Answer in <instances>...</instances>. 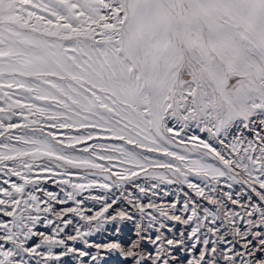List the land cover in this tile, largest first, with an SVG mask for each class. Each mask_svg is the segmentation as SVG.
I'll return each instance as SVG.
<instances>
[{
    "label": "snow or ice",
    "instance_id": "obj_1",
    "mask_svg": "<svg viewBox=\"0 0 264 264\" xmlns=\"http://www.w3.org/2000/svg\"><path fill=\"white\" fill-rule=\"evenodd\" d=\"M3 88L10 91L0 95L5 141L0 172L9 177L3 183L11 190L0 186V212L11 219L0 221V264H31L30 257L49 264L77 253L88 257L68 242L87 245L84 237L91 231L77 228L75 235L60 238L71 224L70 213L97 231L113 224L117 236L125 221L134 224L135 239L89 245L97 250L93 262L107 252L125 264H264V0H0ZM14 116L23 122L13 123ZM43 118L52 121V129L76 128L83 134L68 137L67 144L54 131L37 137L44 133ZM17 129L32 135H17ZM101 133L133 148L89 144L80 150L86 155L73 154L78 144ZM97 148L118 151L133 167L112 179L111 169L96 158L111 163L114 155H98ZM137 148L171 159H152ZM43 158L50 163H37ZM33 169L42 175L32 177ZM71 169L109 174L111 183L99 185L107 189L121 188L143 173L186 184L194 196L181 189L180 207L179 200L145 204L128 193L124 198L139 219L130 210L109 214L117 201L96 197L103 207L85 215L75 194L96 184L72 183ZM57 176L67 179L57 181ZM40 180L70 184L67 200L77 207L58 210L55 203L67 200L52 191L44 198L36 195ZM234 184L246 185L258 199L233 192ZM156 188L154 183L139 192ZM165 221L184 230L172 234L175 225ZM41 223L55 224L52 233L36 231ZM35 236L40 243L28 246ZM60 246L62 251H53Z\"/></svg>",
    "mask_w": 264,
    "mask_h": 264
},
{
    "label": "rangeland",
    "instance_id": "obj_2",
    "mask_svg": "<svg viewBox=\"0 0 264 264\" xmlns=\"http://www.w3.org/2000/svg\"><path fill=\"white\" fill-rule=\"evenodd\" d=\"M4 91H10L7 88L0 89V95ZM15 91V90H11ZM17 96H13V99H16ZM37 103H43L37 101ZM3 105V100H0V106ZM13 123H22V118L19 116H14L12 119ZM52 121L48 120L47 118L40 119V125L39 127H42L44 129V133L37 132L36 136L40 137L43 134L54 131L57 133L58 137L60 139H64L65 143L67 144L68 137L70 136H76L83 134L82 131L72 128V129H52L50 127V124ZM193 131L196 132L197 135H200L203 139H208V135L206 133H200L193 129ZM15 134L19 135L21 133H27L29 136L32 135V133L29 130L26 129H17L14 130ZM188 134H191L189 132ZM184 135V133H182ZM3 137H0V143H4ZM9 143L15 144V141H10ZM105 145V146H113V145H123L125 148L132 149V145L126 144L124 141H119L116 139L111 138V135L109 133H101L100 136L96 139L87 141L83 144H78L76 146L77 151L73 154L76 155H86L82 153L80 150L86 147L87 145ZM19 146V145H17ZM137 152H143L145 155H148L152 159H159L164 162H168L171 158L165 157L162 154L159 153H149L145 149H135ZM172 150H178L173 148ZM98 155H105V154H113L114 159L111 163L107 161H101L98 158H96L97 163H103L106 168L111 169L112 179H115L114 173L117 171H123L125 168H132L133 166L131 164L124 163V158L120 155V153L117 151L115 153H106L104 150L97 148ZM183 154V153H182ZM191 158H195V154H190ZM208 162H211L210 160ZM37 163L40 164H49L50 161H48L47 158L39 159ZM135 170V169H134ZM56 171H62V169H56ZM75 175L71 177V182L76 184H89L90 182H95L96 186L91 188H85L81 192L75 194V200L82 201V204L80 207L84 210L85 215H94L96 211H99L103 207V202L100 200L95 199L96 197H104L105 201L107 203H111L113 199L117 201L116 204L112 206V208L109 209V214H114L115 210H130L131 212H134L137 216V219H139V213L136 212L135 209L131 207V205L128 203V200L125 199V196H128V193H131L132 196L128 197L129 199L139 197L140 201L142 203H156L158 205H168L172 202H175L177 200L181 201L180 207L183 206L182 202L184 199L183 192H187L190 196H194V192L192 189H189L186 184H180V183H167V182H161L159 180H156L154 178H147L141 173L138 177L134 178L133 181L127 182L123 184L121 188L113 187L111 189L100 187L99 185L102 184H109L111 183V180L107 178L109 174L101 173L99 170L95 169H71ZM162 171V170H158ZM32 177H35L37 175H42L39 173V169H33V172L30 173ZM170 175V174H169ZM9 177L6 176L4 173L0 172V186L8 187L11 190L10 183L4 184L3 181L8 180ZM11 181H14L16 183H23L22 180H20L19 177L12 176ZM63 179H67V177L64 176H57L56 180L60 181ZM190 179H192L194 182H198L201 184V186H204L206 181L201 180L199 177L191 176ZM157 184V188L154 190H150L147 192V195L139 192V187H144L146 189H151L152 184ZM29 190H33V185L27 186ZM40 189V191H37L35 194L38 196H41V198H44L43 193L46 191H52L58 194L60 199L67 200L66 193L69 191H73L70 184L69 185H61L58 183H53L51 180H40L38 184L35 186ZM221 187H224V190L227 191L228 189L221 184ZM183 189V192L181 191ZM243 190V195L246 197L248 195H251L253 200H257L255 193L251 192L250 189L247 188L246 185L242 184H234L232 191H241ZM121 192H124V196H121ZM155 193V194H153ZM0 198H4L2 194H0ZM197 200H200L199 197H196ZM75 200H67V203L60 204L58 202L55 203V207L59 210L66 207H77ZM201 204H206L205 201H201ZM231 206V205H229ZM234 207L237 211H243L239 208V206H231ZM10 210V209H9ZM146 211H152L154 215H158V213L154 209H146ZM35 214V213H33ZM67 219L71 220V224L68 225L67 228H65L64 232L60 234V238H66L68 235H75L76 229L79 228L81 231H91L90 235H87L84 237L85 240L88 241V244L86 245L83 240H77L75 242L69 241L68 243L71 244L73 247H76L82 251H87L90 253L88 257H79L78 253L73 256L72 254H69L68 256L62 257L59 262L57 261H50L49 264H80V261L83 260L84 264H125L124 259L120 257L117 253H107V252H101L98 256V259L96 262L91 261V255H96L97 250L94 247H89L91 244H97V243H107L113 240L119 239L121 242L135 239L134 236V224L131 221H125L121 228V232L119 236L115 233V225L113 224H106L103 227L99 229V231L95 230L93 226H90L85 220L81 219V217L77 216L75 213H70L66 217ZM10 217H7L4 215L3 212H0V221H7L10 220ZM49 219H55L54 217L49 216ZM163 219V218H161ZM57 223L61 224V227H63L62 221L57 220ZM165 223L169 225H175V222L172 221H165ZM95 222H93V225ZM55 227V224L48 225L45 223H41L37 226L35 229L39 232H44L45 234H51L53 228ZM184 230L183 225H175L173 228V233L175 235H178L180 231ZM0 234H2V230H0ZM40 237L35 236L30 238L29 245L33 246L35 243H40ZM10 246V245H8ZM43 246H42V249ZM63 247H55L53 248L54 252L62 251ZM181 255H188L187 253H182ZM31 264H37V261L42 260L41 257H30Z\"/></svg>",
    "mask_w": 264,
    "mask_h": 264
}]
</instances>
